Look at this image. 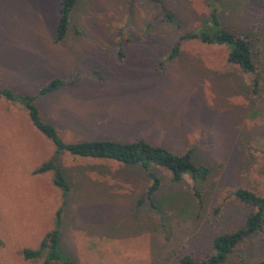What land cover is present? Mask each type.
<instances>
[{
    "label": "rangeland",
    "instance_id": "374dc122",
    "mask_svg": "<svg viewBox=\"0 0 264 264\" xmlns=\"http://www.w3.org/2000/svg\"><path fill=\"white\" fill-rule=\"evenodd\" d=\"M60 1L0 0V89L34 97L65 143L142 140L190 151L208 174L196 197L188 176L175 183L154 167L159 184L149 200L152 181L139 168L54 154L24 108L0 95V264H40L21 251L39 246L59 208L57 248L78 264L204 259L212 239L241 227L249 212L234 191L264 196V0H162L177 27L147 0H77L56 43ZM211 6L222 28L247 40L252 75L227 63L224 46L194 39L168 58ZM55 78L67 85L39 95ZM49 159L70 186L63 203L51 172L32 174ZM235 254L264 264L262 236L229 256L240 264Z\"/></svg>",
    "mask_w": 264,
    "mask_h": 264
},
{
    "label": "trees",
    "instance_id": "16d2710c",
    "mask_svg": "<svg viewBox=\"0 0 264 264\" xmlns=\"http://www.w3.org/2000/svg\"><path fill=\"white\" fill-rule=\"evenodd\" d=\"M76 1H60L58 20L55 25L56 43L61 42L66 35L69 18L76 5ZM147 1L158 4L162 19L166 23L177 27L173 15L162 5V0ZM193 39L206 45L224 46L227 48V63L237 67L245 74L252 75L254 73L253 55L247 40L222 28L212 6L208 17L204 20L201 27L179 36L170 50L168 58L172 59L178 55L181 41ZM65 85H67V82L55 78L41 87L38 90V94L41 96L51 94ZM0 95L8 101L19 103L24 108L32 127L52 143L54 154L66 153L69 156L81 159L111 160L123 165L137 167L152 181L151 186L146 191L149 200L158 189L159 184V179L152 172V168L154 167H159L169 172L171 181L175 183L181 181L184 176H188L192 181L191 189L193 195L199 196L197 183L206 179L208 171L202 166L192 164L190 161V151L176 155L163 148L152 147L142 140L131 143H121L112 140L65 143L58 137L51 125L41 120L34 104V97L18 96L7 89H0ZM46 172L52 173V184L60 191L63 203L70 189L67 178L52 159L36 167L32 171V174L36 175ZM233 195L237 201L249 209L241 227L230 233L216 235L211 241L210 253L204 259L194 261L189 255H183L173 264H236L229 256L235 253V250L242 242L257 235H261L264 241V196L256 195L241 188L236 189ZM139 204L140 202L138 201L137 205ZM60 214L61 209L59 208L55 213L54 228L46 234L36 249H23L21 251L23 260L41 258L40 264H50L53 261H57L59 264H78L68 256L61 254L57 248ZM234 257L237 258V262L240 264H247L238 254H235Z\"/></svg>",
    "mask_w": 264,
    "mask_h": 264
}]
</instances>
